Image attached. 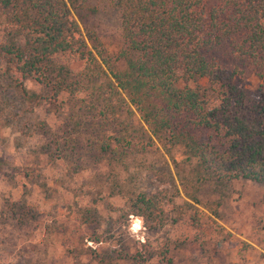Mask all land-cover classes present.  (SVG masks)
Instances as JSON below:
<instances>
[{"label":"rangeland","instance_id":"374dc122","mask_svg":"<svg viewBox=\"0 0 264 264\" xmlns=\"http://www.w3.org/2000/svg\"><path fill=\"white\" fill-rule=\"evenodd\" d=\"M89 3L93 11L73 16L114 56L122 47L119 14ZM3 25L0 16V40ZM241 37H226L207 54L221 67L241 68L251 97L264 84V56L240 58L234 45ZM54 64L65 77L54 98V78L22 81L40 99L32 106L0 60V264H264L263 183L203 180L186 196L182 145L166 132L152 135L123 94L104 75L93 79L74 55H58ZM178 82L214 102L205 79ZM107 135L134 144L124 164L98 149ZM153 170L168 180L157 181ZM132 190L160 197L161 225L129 213Z\"/></svg>","mask_w":264,"mask_h":264},{"label":"trees","instance_id":"16d2710c","mask_svg":"<svg viewBox=\"0 0 264 264\" xmlns=\"http://www.w3.org/2000/svg\"><path fill=\"white\" fill-rule=\"evenodd\" d=\"M90 1L104 2L119 14L122 47L114 56L73 16V10L93 11ZM0 16V60L30 105L40 99L22 81L44 84L54 78V98L65 81L54 58L74 55L93 79L104 75L107 86L123 94L152 135L166 132L170 143L182 145L189 165L186 183L180 180L186 196L203 180L264 184V84L247 96L242 69L221 67L207 54L213 44L238 33L242 37L234 51L257 63L264 56V0H0ZM184 78L205 79L214 102L180 85ZM99 143L98 149L120 164L134 146L125 135H107ZM152 172L157 181L168 180L166 174ZM130 193L129 213L153 225L163 223L156 193Z\"/></svg>","mask_w":264,"mask_h":264}]
</instances>
